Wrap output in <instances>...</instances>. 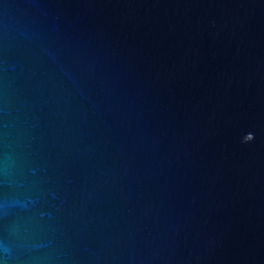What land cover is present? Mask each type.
Here are the masks:
<instances>
[{"label":"water","instance_id":"1","mask_svg":"<svg viewBox=\"0 0 264 264\" xmlns=\"http://www.w3.org/2000/svg\"><path fill=\"white\" fill-rule=\"evenodd\" d=\"M0 264H264V0H0Z\"/></svg>","mask_w":264,"mask_h":264},{"label":"snow or ice","instance_id":"2","mask_svg":"<svg viewBox=\"0 0 264 264\" xmlns=\"http://www.w3.org/2000/svg\"><path fill=\"white\" fill-rule=\"evenodd\" d=\"M249 139H251V137H249Z\"/></svg>","mask_w":264,"mask_h":264}]
</instances>
